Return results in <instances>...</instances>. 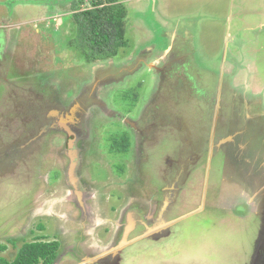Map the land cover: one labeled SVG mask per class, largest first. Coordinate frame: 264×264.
<instances>
[{
    "label": "rangeland",
    "instance_id": "374dc122",
    "mask_svg": "<svg viewBox=\"0 0 264 264\" xmlns=\"http://www.w3.org/2000/svg\"><path fill=\"white\" fill-rule=\"evenodd\" d=\"M76 1L0 0V23L16 35V40L9 41L6 47L12 53H4L5 60L0 66V72L7 78L0 76V243L5 241V234L19 235L24 225L28 229L35 227L39 220L35 213L70 209L78 216V209L66 199L69 186L58 169L63 171L67 158L61 153L55 156L49 142L46 147L44 142L43 146L38 145L40 140L34 141L32 128L43 120L46 110L59 108L58 100L70 99L73 90L91 76L96 63L99 67L94 70L108 83L96 92L99 90L98 96L106 100L112 111L130 118H135L140 109L150 118L171 114L183 121L175 119L176 125L185 123L189 130L181 133L174 128L173 144H169L173 148L168 151L164 150V143L169 137L157 141L154 153H149L152 147L148 143L139 153L136 150L139 163H155L160 167L168 157L177 161L189 158L192 153L185 151L187 147L189 150L191 144L196 146V141L202 139L199 141L202 145L212 138L213 123L216 124L221 111L224 122L228 127L231 124L234 131L229 140L237 142L227 141L223 152L232 158L219 155V160L228 161L233 170L230 173L239 174L243 183L258 180L254 177L257 166L264 163V27L254 26L264 22V0H120L128 9V45L116 57L92 64L69 45L75 34L72 7ZM89 6L90 0H84L81 8ZM241 10L247 11L245 21L237 19ZM186 44L190 53L180 57L179 49ZM142 53L145 61H137ZM182 64H188L195 74L182 75L181 70L174 69V92L169 91L168 82L163 81L164 87L159 88L161 75L157 68ZM196 71L203 75V82L210 79L211 84H199L193 77ZM154 106L158 107L157 113ZM121 114L118 117L112 114L106 117L104 125L96 126L104 138L101 143L104 156L92 158L87 172L103 185L107 180L112 182L111 173L121 174L122 155L110 139L128 129L127 124H122ZM245 126L247 137H243L245 134L242 137L256 150L254 159L240 150L244 147L241 129ZM26 137L32 141L24 143L22 149ZM178 146L184 147L183 157L173 152ZM96 152L100 153L98 149ZM206 156L183 188L180 199L187 201L184 212L203 207ZM256 158V163H252ZM125 179L123 176L118 180ZM226 182L228 186L223 188L220 200L213 197L221 210L197 213L183 220L166 246L141 243L130 247L122 255L121 264H250L256 251L257 258L263 256L256 264L264 263V243L259 246L264 223L256 215L257 206L252 205L244 214L243 196L235 197L240 193L239 185L231 180ZM214 183L220 187L219 178ZM236 187L238 193L233 196ZM110 192L116 194L120 190L112 187ZM110 192L104 190V194ZM119 202L116 197L108 199L104 204L106 211L117 207ZM97 222H102V218ZM70 225L80 229L73 222ZM51 229L52 226L45 232L50 233ZM91 230L96 243L99 228Z\"/></svg>",
    "mask_w": 264,
    "mask_h": 264
},
{
    "label": "flooded vegetation",
    "instance_id": "af4514ba",
    "mask_svg": "<svg viewBox=\"0 0 264 264\" xmlns=\"http://www.w3.org/2000/svg\"><path fill=\"white\" fill-rule=\"evenodd\" d=\"M6 27L4 25L0 28V66L4 63L2 61L5 60L4 53H12V51L6 49L9 41L16 40V35L10 34L11 31L9 33L8 27ZM171 50L174 51L173 47ZM189 50L187 44L186 46H181L179 49L181 51L180 57L185 58L190 53ZM142 54L136 59L137 61L139 59L145 61V56ZM92 67L93 69L90 71L91 76L82 81L78 89L73 90L72 95L69 96L70 99L68 98L65 101L61 98L58 100L59 108L46 110L43 120L39 124L35 123V127L32 128L35 129V132L32 133L34 141L40 140L38 145L43 146V142L44 144L49 142L48 144L51 145L46 144L45 147L49 146L55 149L53 151L55 156H59V153H61L64 158H67L63 171L61 168H57L59 169V173L65 176L64 181L67 187L69 186L67 189L69 195L66 199L68 203H72L78 209V216L76 217L70 209H64L61 213H35V218H39L35 227L28 229L24 225L21 227L23 230L19 235L15 234L13 236L12 233L5 234V241L0 243V264L2 262H13L28 243H57L56 254L50 264H112L110 262L121 264L122 255L130 247L141 243H149L157 247L166 246L170 237L175 233L177 226L183 220L197 213L205 211L213 212L214 209L221 210L218 201L220 200V196L222 197L223 188L226 185L228 186V182L226 181L230 180L239 185V195L235 196L238 193L236 187L233 190V196L236 198H240V195L243 196L241 203L246 204L244 214L249 210V207L255 204L258 209L256 215L261 217V224L264 223V163L257 166L258 170L254 177H258V180L249 184L247 182L246 184L240 180L239 174L232 175L233 172L230 173L233 170L228 165V161L219 160V155L225 156L227 159L232 158L230 154L223 152V148L227 142L220 145L219 142L234 132L231 129V124L228 127L227 123L224 122L223 116L220 115L221 111H219L217 117L219 119L216 120V124L213 123L212 138L203 141L202 145H199V141L201 143L202 139L196 141V146L194 147L191 144L189 150V146L187 147L185 151H191L192 153L189 158L185 157L177 161L168 157L167 161H164L162 163L163 166L160 167L159 164L155 163L154 165L147 162L139 163V155H135L136 150L139 153L142 149L144 150L143 146L148 143L152 147L149 153L152 151L154 153L157 148H153L157 145V141H163L169 137L164 143V150L168 151L170 148H173V145L169 144H173L172 133L174 128L181 133H188L189 130L185 123H182V125L178 123L177 126L174 122L176 121L175 119L177 121L182 120L171 114L157 115L150 118L146 112H141L142 110L140 109L135 118H130L127 115L124 117L115 110L114 113L109 108L108 103L105 102L106 100L104 101V99L98 96L99 90L96 92L98 87L101 89L104 85L108 84L107 80H105L104 76H99V73H96L94 70V68L99 67L98 63ZM189 68L188 64H182L179 67L169 66V69L168 66L157 68L161 75L159 88H163L164 86H161L164 82H168L169 91L171 93L174 92L176 88V76L173 75L172 71L179 69L182 75L184 73L189 76L190 74H195L193 69ZM8 70H10L9 67ZM176 73L178 72H174V74ZM0 76L3 79H7L3 76L2 72H0ZM193 77L197 78L199 84L203 83L206 86H209L212 81L208 79L207 83L203 82V75L197 73V71ZM214 84L213 80L212 87ZM220 104L219 102V106ZM93 108L101 111H96ZM157 108V106H154L156 113L158 112ZM112 114L115 117L121 114L123 116L122 124H127L128 129L118 132L119 137L117 138L114 136L110 137L117 152H121L122 155V165L119 167L121 174L114 175L111 173L112 182L107 180L103 185L101 181L91 178L87 169L92 158H98L99 154L104 156L101 150V143H104V138L101 136L102 134H98L96 126L104 125V122L108 121L106 117L112 116ZM147 117L149 119H145ZM230 118V123H233V118ZM245 129L246 126L241 129L242 135L239 134L241 137L245 134ZM50 135L51 137L48 141L47 136ZM243 137L246 138V134ZM244 138L242 140L244 147L240 150L250 153L251 158L254 159L256 157L254 151L256 150L250 148L251 145L247 141L248 139ZM31 139V137H26L21 148L24 149L26 146L24 143L32 141ZM228 142L235 144L237 140H229ZM127 144V149L124 150ZM56 148H59V151ZM96 149L100 153H95ZM173 152L180 157H183V154H185L183 146H178ZM166 154L169 155V153ZM205 154H207L206 189H203V191L205 190V194L202 191L204 195L201 198L203 207H200L196 211L184 212V210H187V208H183L187 201L186 199H180L183 188L190 178H192L194 170L201 163V159L205 158ZM216 158H218V161H214ZM257 160L258 158L251 162L256 163ZM72 162L75 165L73 173H70ZM226 174H228V177H226ZM123 176H126L125 180H118ZM216 177L219 178V188L218 183H214ZM211 184H214V186H211ZM96 186L100 188L98 190L96 188L99 193L95 190ZM112 187H116L120 192L116 194L111 193L110 189ZM107 189L110 194H104V190L107 193ZM189 190L192 189L189 188ZM215 196L218 199L217 202L213 201V197ZM112 197H116L120 201L119 205L112 207L110 211H106L104 204ZM217 203L218 205H216ZM100 218H102V222H97V219ZM70 222L79 225L80 229L77 230V228L71 227L72 224L70 225ZM89 223L92 225H89ZM51 226L52 231L50 230V233H46L45 231ZM90 228H99L100 235H97L95 239L96 243L93 241V231L89 232ZM77 231L79 232L77 233ZM263 241L264 230H261L259 246ZM256 254H258V251L251 258L250 264H256L257 259L263 260L262 255L257 258ZM49 256L44 257L48 258ZM44 257L42 254H39L38 259L40 264H43V261H45Z\"/></svg>",
    "mask_w": 264,
    "mask_h": 264
},
{
    "label": "trees",
    "instance_id": "16d2710c",
    "mask_svg": "<svg viewBox=\"0 0 264 264\" xmlns=\"http://www.w3.org/2000/svg\"><path fill=\"white\" fill-rule=\"evenodd\" d=\"M83 3L84 0H77L72 7L75 34L69 45L82 53L84 61L90 64L116 57L128 45V9L120 0H90L89 7L81 8ZM57 246V243H28L13 262L2 264H40L39 254L50 255L43 261V264H50Z\"/></svg>",
    "mask_w": 264,
    "mask_h": 264
},
{
    "label": "crops",
    "instance_id": "0c3cea01",
    "mask_svg": "<svg viewBox=\"0 0 264 264\" xmlns=\"http://www.w3.org/2000/svg\"><path fill=\"white\" fill-rule=\"evenodd\" d=\"M237 15H238V18H237L238 21H245L246 17H247V11L241 10V15H239V14H237ZM261 15H262V13H261ZM257 27H264V22H259V23L255 24L254 28H257ZM167 36H169V34H167ZM229 211H231V210L229 209Z\"/></svg>",
    "mask_w": 264,
    "mask_h": 264
},
{
    "label": "water",
    "instance_id": "95a60500",
    "mask_svg": "<svg viewBox=\"0 0 264 264\" xmlns=\"http://www.w3.org/2000/svg\"><path fill=\"white\" fill-rule=\"evenodd\" d=\"M229 139H230V136L221 139L220 142H219V145L222 144V143H225V142L229 141ZM74 165H75V163L72 162L71 168H70V173H73ZM262 243H264V241Z\"/></svg>",
    "mask_w": 264,
    "mask_h": 264
}]
</instances>
